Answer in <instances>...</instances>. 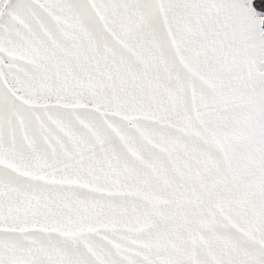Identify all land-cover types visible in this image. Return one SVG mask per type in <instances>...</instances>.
I'll return each mask as SVG.
<instances>
[{
    "label": "snow or ice",
    "instance_id": "snow-or-ice-1",
    "mask_svg": "<svg viewBox=\"0 0 264 264\" xmlns=\"http://www.w3.org/2000/svg\"><path fill=\"white\" fill-rule=\"evenodd\" d=\"M0 264H264V0H0Z\"/></svg>",
    "mask_w": 264,
    "mask_h": 264
}]
</instances>
